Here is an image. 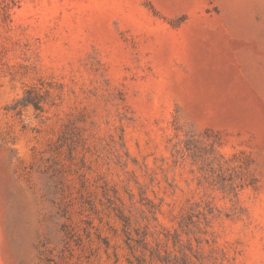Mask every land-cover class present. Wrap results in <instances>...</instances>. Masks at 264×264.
<instances>
[{
  "label": "rangeland",
  "instance_id": "rangeland-1",
  "mask_svg": "<svg viewBox=\"0 0 264 264\" xmlns=\"http://www.w3.org/2000/svg\"><path fill=\"white\" fill-rule=\"evenodd\" d=\"M0 264H264V0H0Z\"/></svg>",
  "mask_w": 264,
  "mask_h": 264
}]
</instances>
